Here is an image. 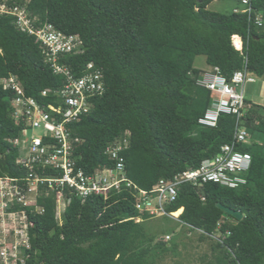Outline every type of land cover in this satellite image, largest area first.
<instances>
[{
	"label": "trees",
	"instance_id": "obj_1",
	"mask_svg": "<svg viewBox=\"0 0 264 264\" xmlns=\"http://www.w3.org/2000/svg\"><path fill=\"white\" fill-rule=\"evenodd\" d=\"M216 1L228 0H0L26 10L36 29L52 25L80 37L85 52L62 55L59 63L76 77L94 63L106 92L70 126L81 140L75 160L89 173L114 168L106 150L127 139L121 156L127 178L138 188L86 200L67 191L70 203L61 218L58 194L43 189L37 205L44 212L24 209L30 248L23 264H156L169 252L168 241L156 242L146 231L149 216L136 209L133 193L150 192L161 180L197 170L232 144L238 126L250 142L239 148L252 156L248 184L234 190L212 183L182 185L167 211L183 209L179 222L200 232L201 241L213 242L205 264H264V105L246 99L239 122L222 115L215 128L200 126L213 95L197 85L207 71L195 66L205 57L208 71L219 68L231 79L247 70L264 83V0H249L251 14L243 12L249 6L242 0L229 14L209 11ZM238 37L241 50L233 42ZM10 77L37 100L43 91L66 84L46 63L36 36L21 32L15 16L0 14V79ZM10 100L0 85V178L24 180L28 170L18 164L15 145L24 127L13 119ZM218 204L243 219L224 218ZM217 234L225 239L213 240Z\"/></svg>",
	"mask_w": 264,
	"mask_h": 264
},
{
	"label": "built area",
	"instance_id": "obj_2",
	"mask_svg": "<svg viewBox=\"0 0 264 264\" xmlns=\"http://www.w3.org/2000/svg\"><path fill=\"white\" fill-rule=\"evenodd\" d=\"M242 3L250 5L249 0H242ZM243 12L251 14L252 8L249 6ZM0 14L15 16L21 32L36 36L43 48L46 63L56 75L66 78L62 88L43 91L40 100L27 97L15 77L0 79V85L11 93L12 117L24 127L23 137L16 140L15 145L20 148L21 154L18 164L28 170L24 180L0 178V220L14 219L16 216L23 218V224L18 228L6 227L3 233L0 231L4 240L0 242V264H23L25 252L30 248L29 224L24 209L35 208L38 213L44 212L37 205L43 189L55 191L58 203L62 198L66 208L70 203L66 197L67 191L86 200L91 196L108 198L113 191L125 187L136 191L138 188L127 178L121 156L128 147L127 139L118 141L106 150V155L116 162L114 168L106 167L89 173L79 167L75 160L74 152L81 140L74 136L70 126L91 111L95 97L106 92L104 75L94 63L88 64L80 77L59 63L62 55L85 52L80 37L66 35L52 25L36 29L35 21L28 17L26 10L18 6L9 7L6 2L0 4ZM262 22L261 18L257 19L259 26H262ZM257 82V78L249 75L247 70L236 72L231 79L223 76L219 68L207 71L197 85L211 92L213 101L199 120V125L215 128L222 115L234 116L239 122L246 105L245 87ZM249 143L247 131L238 126L232 144L223 146L215 158L204 160L197 170L184 172L172 181L161 180L150 192L139 190L138 194L133 193L136 209L149 216L148 219L173 218L175 213L168 212L167 206L177 201L182 185L200 187L212 183L233 190L247 185L253 160L250 153H244L239 148ZM17 206L22 210L14 211ZM137 222H142V218ZM211 237L217 242L225 239L220 234ZM10 238H13L11 242H18L8 243ZM166 239L171 240L170 236Z\"/></svg>",
	"mask_w": 264,
	"mask_h": 264
},
{
	"label": "rangeland",
	"instance_id": "obj_3",
	"mask_svg": "<svg viewBox=\"0 0 264 264\" xmlns=\"http://www.w3.org/2000/svg\"><path fill=\"white\" fill-rule=\"evenodd\" d=\"M236 6V0L216 1L208 6V10L221 14H229ZM195 66L202 71H208L205 57H198ZM245 96L247 100L264 105V83L258 81L256 84H247ZM65 206L64 200L60 198L57 210L58 218H61ZM180 216H175L174 214V219L168 217L152 218L144 223V228L156 239V242H162L163 240L167 242L166 236H170L171 238L167 243L169 252L157 257L156 264H205L207 259L211 258L213 242L211 240L201 241V233L191 231L181 224L178 220ZM22 221L23 218L21 219L19 216H16L14 219L6 218L5 220H0V227L2 229L0 231L3 233L6 227L16 229L23 224ZM12 239L10 238L8 243L14 242L16 244L18 242H11ZM0 242H4L2 236H0Z\"/></svg>",
	"mask_w": 264,
	"mask_h": 264
},
{
	"label": "water",
	"instance_id": "obj_4",
	"mask_svg": "<svg viewBox=\"0 0 264 264\" xmlns=\"http://www.w3.org/2000/svg\"><path fill=\"white\" fill-rule=\"evenodd\" d=\"M217 207L219 210H221L223 212L224 218H232L233 217L238 221H241L243 219V215L239 212H236V211H233L229 208H226V207L222 206L221 204H218Z\"/></svg>",
	"mask_w": 264,
	"mask_h": 264
},
{
	"label": "bare ground",
	"instance_id": "obj_5",
	"mask_svg": "<svg viewBox=\"0 0 264 264\" xmlns=\"http://www.w3.org/2000/svg\"><path fill=\"white\" fill-rule=\"evenodd\" d=\"M234 45L240 50L242 48V42L240 38H234L233 39ZM183 213V209L179 210L177 213H175V216H179Z\"/></svg>",
	"mask_w": 264,
	"mask_h": 264
},
{
	"label": "crops",
	"instance_id": "obj_6",
	"mask_svg": "<svg viewBox=\"0 0 264 264\" xmlns=\"http://www.w3.org/2000/svg\"><path fill=\"white\" fill-rule=\"evenodd\" d=\"M239 38V37H238Z\"/></svg>",
	"mask_w": 264,
	"mask_h": 264
}]
</instances>
